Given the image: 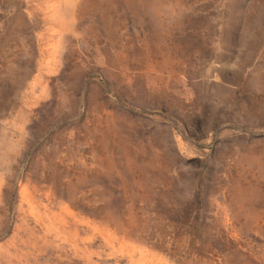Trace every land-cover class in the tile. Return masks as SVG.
Masks as SVG:
<instances>
[{"label":"rangeland","instance_id":"374dc122","mask_svg":"<svg viewBox=\"0 0 264 264\" xmlns=\"http://www.w3.org/2000/svg\"><path fill=\"white\" fill-rule=\"evenodd\" d=\"M61 1L0 0V264H264V0Z\"/></svg>","mask_w":264,"mask_h":264},{"label":"bare ground","instance_id":"6f19581e","mask_svg":"<svg viewBox=\"0 0 264 264\" xmlns=\"http://www.w3.org/2000/svg\"><path fill=\"white\" fill-rule=\"evenodd\" d=\"M63 2H64V4H63V6H62V3H60L61 4V8L59 9V12H61L62 14L64 13V14H66L67 15V17L69 18V21H72L73 22V17H74V13H73V11H74V5H73V0H62ZM61 1V2H62ZM59 4V5H60ZM54 5H56V4H54ZM53 5V6H54ZM47 11V10H46ZM54 11H56L55 9H54ZM53 11V12H54ZM63 14V15H64ZM52 16V15H51ZM67 17H65V18H67ZM48 18H49V16H48ZM58 19V18H57ZM60 20V19H59ZM64 23H66V22H64Z\"/></svg>","mask_w":264,"mask_h":264}]
</instances>
